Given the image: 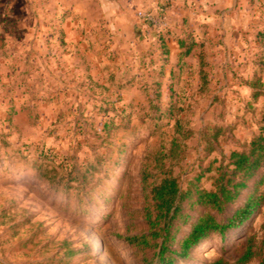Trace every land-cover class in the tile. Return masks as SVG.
<instances>
[{
	"label": "rangeland",
	"instance_id": "374dc122",
	"mask_svg": "<svg viewBox=\"0 0 264 264\" xmlns=\"http://www.w3.org/2000/svg\"><path fill=\"white\" fill-rule=\"evenodd\" d=\"M132 14L125 26L93 0H0V264H158L125 239L149 231L144 175L155 183L162 160L182 189L212 190L260 133L264 0H162ZM263 174L226 216L257 186L264 197ZM204 211L183 205L174 249ZM250 239L259 264L264 200L173 264H237Z\"/></svg>",
	"mask_w": 264,
	"mask_h": 264
},
{
	"label": "trees",
	"instance_id": "16d2710c",
	"mask_svg": "<svg viewBox=\"0 0 264 264\" xmlns=\"http://www.w3.org/2000/svg\"><path fill=\"white\" fill-rule=\"evenodd\" d=\"M188 49L185 56L190 53ZM183 54V55H184ZM261 94L255 92L254 98ZM260 133L256 135L247 150L232 151L227 163H221L217 168L218 176L214 189L205 190L195 186L194 190L182 189L178 178L172 170L165 169V163L157 166L161 176L155 183H149V175L143 177L144 185L150 187L145 207V220L149 226L148 232H141L126 236L130 246L142 252L155 250L158 264H173L177 259L187 261L191 255L213 236L225 238L228 234L243 227L254 215L256 209L264 200L258 195V186L249 196L242 207L231 216H226L227 210L239 199L242 192L248 188L249 183L264 171V114L262 116ZM180 142L174 140L169 155L164 157L174 158L180 148ZM163 157V158H164ZM162 158V159H163ZM264 183V174L258 185ZM194 199V205L205 209L192 224L191 230L174 249L177 232L174 230L180 220L187 222L189 215L183 213V205ZM172 255H175L173 257ZM260 257L256 250L255 241L250 239L244 255L237 264H248ZM213 264H226L219 260ZM259 264H264V257Z\"/></svg>",
	"mask_w": 264,
	"mask_h": 264
},
{
	"label": "crops",
	"instance_id": "0c3cea01",
	"mask_svg": "<svg viewBox=\"0 0 264 264\" xmlns=\"http://www.w3.org/2000/svg\"><path fill=\"white\" fill-rule=\"evenodd\" d=\"M162 0H93L97 10L110 11L113 21L122 22L125 26L133 22V14L139 10H154ZM175 4V2L172 1Z\"/></svg>",
	"mask_w": 264,
	"mask_h": 264
},
{
	"label": "built area",
	"instance_id": "2783aa9c",
	"mask_svg": "<svg viewBox=\"0 0 264 264\" xmlns=\"http://www.w3.org/2000/svg\"><path fill=\"white\" fill-rule=\"evenodd\" d=\"M143 16V15H142ZM151 17V16H150ZM144 18H146V16L144 15ZM152 18V17H151Z\"/></svg>",
	"mask_w": 264,
	"mask_h": 264
}]
</instances>
